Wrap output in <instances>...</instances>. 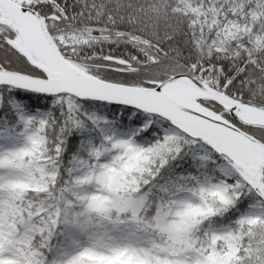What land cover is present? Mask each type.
<instances>
[{"label": "snow or ice", "instance_id": "snow-or-ice-1", "mask_svg": "<svg viewBox=\"0 0 264 264\" xmlns=\"http://www.w3.org/2000/svg\"><path fill=\"white\" fill-rule=\"evenodd\" d=\"M0 264H264V0H0Z\"/></svg>", "mask_w": 264, "mask_h": 264}]
</instances>
